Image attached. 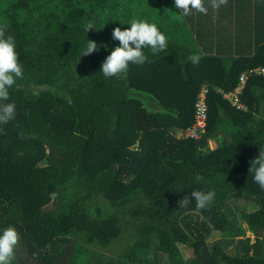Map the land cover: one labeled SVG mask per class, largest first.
Here are the masks:
<instances>
[{
	"label": "trees",
	"instance_id": "trees-1",
	"mask_svg": "<svg viewBox=\"0 0 264 264\" xmlns=\"http://www.w3.org/2000/svg\"><path fill=\"white\" fill-rule=\"evenodd\" d=\"M134 18L156 24L167 49L144 48V65L105 78L113 30ZM0 25L23 67L4 102L16 118L0 125V234L19 233L13 264H264V190L249 171L264 150V75L248 73L264 67V0L190 16L174 0H0ZM88 40L99 50L82 56ZM203 86L206 123L192 138ZM194 190L215 199L178 208Z\"/></svg>",
	"mask_w": 264,
	"mask_h": 264
},
{
	"label": "clouds",
	"instance_id": "clouds-1",
	"mask_svg": "<svg viewBox=\"0 0 264 264\" xmlns=\"http://www.w3.org/2000/svg\"><path fill=\"white\" fill-rule=\"evenodd\" d=\"M175 7L181 10V15L190 16L193 11L208 15L209 7L218 11L228 4V0H209V6H205V0H174ZM130 27L121 30L116 27L112 36L119 41V46L111 51L102 63V73L105 78L119 76L128 70L129 64L144 65L148 57L143 49L149 48L153 54L167 49L168 41L156 24L147 20L132 19ZM94 24L89 22L85 25V31L94 29ZM96 29V28H95ZM7 27L0 25V125H6L16 118V106L14 103H4L9 100V89L14 86L17 79H23V67L19 62L16 52L14 37L6 35ZM95 41L88 40L87 46L82 56L90 55L98 51ZM200 54L189 56V61L193 65H198L201 60ZM23 138L24 133H20ZM250 173L253 174L254 182L264 190V150H260L259 155L251 161ZM197 181L201 179L196 177ZM214 191L194 190L189 195L180 199L178 208H187L194 199L197 210H206L215 199ZM20 236L15 227H8L0 234V264H13L15 260V250L19 244Z\"/></svg>",
	"mask_w": 264,
	"mask_h": 264
},
{
	"label": "built area",
	"instance_id": "built-area-1",
	"mask_svg": "<svg viewBox=\"0 0 264 264\" xmlns=\"http://www.w3.org/2000/svg\"><path fill=\"white\" fill-rule=\"evenodd\" d=\"M248 73H256V74L264 75V67L258 66V67L251 68L248 70ZM248 73L243 71L239 74L238 83H237L238 86H236L235 91H237L241 87L243 81L245 80V78H247ZM205 97H206V88L203 86L201 87L198 93V97L194 103L195 121L185 131L186 136L197 138L200 132L204 130L205 123H206V112H207V105H206Z\"/></svg>",
	"mask_w": 264,
	"mask_h": 264
},
{
	"label": "rangeland",
	"instance_id": "rangeland-1",
	"mask_svg": "<svg viewBox=\"0 0 264 264\" xmlns=\"http://www.w3.org/2000/svg\"><path fill=\"white\" fill-rule=\"evenodd\" d=\"M138 95L140 96V98L143 101V104L146 107H148L149 109H159L160 104L154 98L149 97L148 95L143 94V93H138ZM209 144L211 145V147H214L215 141L213 139H211V140H209ZM244 207L247 210H252L254 208V205L251 203H247V204H245ZM242 225H245V224L242 223ZM219 236H220V234L218 232L214 231V232H212V234L208 240H210V241L211 240H217V239H219ZM245 236H249L251 242H253L255 240L253 234L249 231L245 232ZM237 238H239V237H237ZM180 248H181V251L184 254V256H188L190 254L189 248L183 247V246H180Z\"/></svg>",
	"mask_w": 264,
	"mask_h": 264
}]
</instances>
